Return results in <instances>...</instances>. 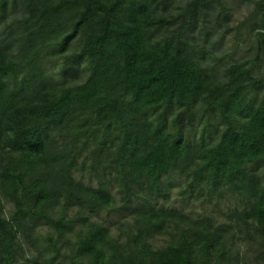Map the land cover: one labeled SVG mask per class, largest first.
Wrapping results in <instances>:
<instances>
[{
    "label": "trees",
    "instance_id": "1",
    "mask_svg": "<svg viewBox=\"0 0 264 264\" xmlns=\"http://www.w3.org/2000/svg\"><path fill=\"white\" fill-rule=\"evenodd\" d=\"M248 1L245 25L264 29V0ZM228 10L225 0H0V264H56L63 244L87 264H241L240 233L264 263V72L222 69L202 39L201 19ZM68 47L56 77L51 50ZM80 64L82 83L61 79ZM198 124H217L218 140ZM175 178L188 179L189 197L239 193L249 210L226 225L155 203ZM108 208L128 213L117 236L90 219Z\"/></svg>",
    "mask_w": 264,
    "mask_h": 264
},
{
    "label": "rangeland",
    "instance_id": "2",
    "mask_svg": "<svg viewBox=\"0 0 264 264\" xmlns=\"http://www.w3.org/2000/svg\"><path fill=\"white\" fill-rule=\"evenodd\" d=\"M225 7L229 8L228 19L223 18L220 22L215 20L204 22L202 18L200 21L203 26H208V29L204 31L202 35L203 42L205 38L208 39L206 48L212 51V58L215 60V63L217 61L218 65L224 64L222 69H225L227 65L241 64L243 68H250L252 66V71L254 73L262 75L264 72V51L262 50V48H264V39H262L259 33L260 31L264 32V29L255 28L251 21L245 25V22L248 21L247 18L250 17L251 12L254 10L253 6L248 0H225ZM223 12L225 13L226 11L224 10ZM211 13L213 14V11ZM211 17L213 19V16ZM74 50L73 47L65 48V51L51 50V52L55 54L53 55L52 70L56 77L63 71L66 57L75 53ZM86 73L87 69L85 64H80L76 67V70H68L66 74L61 76V79L67 80L69 84L82 83L85 80ZM211 122L215 123V120L212 119ZM215 126L216 128L213 127V129H211L208 127L204 130V126L198 124L194 129L199 136L205 133L208 142L214 143L219 137H217V124ZM263 171L264 166L260 168V172ZM88 178V173H85L83 175L84 181L88 182ZM167 182V197L160 198L159 201H155V203L166 207L177 208L184 212V214H192L198 217L204 215L203 212H207L212 214L218 223L229 225L231 224L230 220L237 223L238 218H244L243 214L249 210L247 200L239 193L225 191L223 195L214 196L212 200L208 201V199L205 200L204 198L207 196L206 192H204L199 199H197L196 196L189 197L183 193L184 190L187 191L189 189L187 178L182 181H178L177 178L174 180L168 179ZM94 184H97V180L94 181ZM195 191L196 193L202 192L200 187H197ZM113 194H115L118 200L116 205L121 204L118 190ZM4 203L5 214L7 217H10L15 205L6 200H4ZM123 214H126L125 217ZM127 215V212H115V210L109 212L108 208L93 214L90 219L92 221L101 220V222L111 227L113 233L117 236L119 224L125 221ZM53 216H57L56 211H53ZM48 227L49 226L45 224L39 226L40 233L47 235L48 232H52L56 237L57 234L52 231L51 227ZM76 227L81 228V225L77 223ZM42 239L45 240L44 237H42ZM238 245L242 257L241 264H244L245 261L249 262V264H264L259 260V244L250 240L244 233H240ZM61 250L64 254H68V256H61L56 264H87L80 258L72 259V253L66 245L63 244ZM51 252L54 253L56 250L51 248ZM26 253L27 256L33 257L36 255L37 251L34 247L27 245Z\"/></svg>",
    "mask_w": 264,
    "mask_h": 264
}]
</instances>
